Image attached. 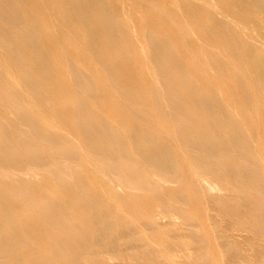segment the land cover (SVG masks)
<instances>
[{
    "label": "bare ground",
    "instance_id": "1",
    "mask_svg": "<svg viewBox=\"0 0 264 264\" xmlns=\"http://www.w3.org/2000/svg\"><path fill=\"white\" fill-rule=\"evenodd\" d=\"M0 264H264V0H0Z\"/></svg>",
    "mask_w": 264,
    "mask_h": 264
}]
</instances>
